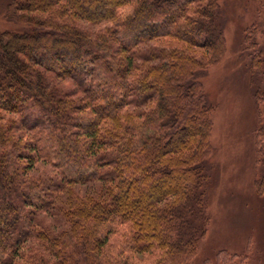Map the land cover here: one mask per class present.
Masks as SVG:
<instances>
[{"label":"trees","instance_id":"1","mask_svg":"<svg viewBox=\"0 0 264 264\" xmlns=\"http://www.w3.org/2000/svg\"><path fill=\"white\" fill-rule=\"evenodd\" d=\"M0 12V264H187L209 222L214 104L198 75L225 52L219 1L0 0ZM245 35L254 76L262 52ZM254 135L264 165L263 124ZM39 162L51 174H30ZM253 184L264 195V170ZM55 205L67 227H38Z\"/></svg>","mask_w":264,"mask_h":264},{"label":"rangeland","instance_id":"2","mask_svg":"<svg viewBox=\"0 0 264 264\" xmlns=\"http://www.w3.org/2000/svg\"><path fill=\"white\" fill-rule=\"evenodd\" d=\"M218 1L225 52L217 63L198 75L207 99L214 104L210 115L211 151L207 158L211 172L206 196L209 222L196 255L187 264H264V195H259L253 184L264 170L256 155L254 135L258 124L264 125V100L257 103L251 84L253 80L256 89L264 88V64L253 76L248 67L252 49H245L249 43H243L245 31L249 30L264 63V0ZM78 23L90 29L104 25ZM148 48H152L150 43L142 44L138 51L142 54ZM137 62L143 61L138 58ZM55 82L65 90L75 87L70 79ZM8 117L19 124L17 116ZM30 174L48 175L51 169L39 162ZM98 188V183H92L75 186L73 190L87 195ZM66 196L60 195L61 203L67 201ZM34 223L54 232L67 227L56 205L48 211H37ZM38 246L37 241H32L25 249Z\"/></svg>","mask_w":264,"mask_h":264}]
</instances>
